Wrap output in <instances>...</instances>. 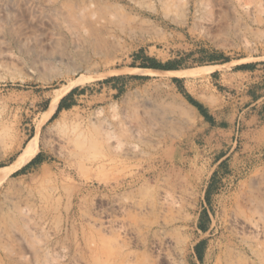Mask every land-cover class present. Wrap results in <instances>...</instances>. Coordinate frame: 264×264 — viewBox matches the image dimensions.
<instances>
[{
    "label": "rangeland",
    "instance_id": "374dc122",
    "mask_svg": "<svg viewBox=\"0 0 264 264\" xmlns=\"http://www.w3.org/2000/svg\"><path fill=\"white\" fill-rule=\"evenodd\" d=\"M11 7L0 264H220L229 236L242 237L236 264H264V0ZM146 58L170 67H140ZM55 94L65 106L44 120ZM35 135V155L7 172Z\"/></svg>",
    "mask_w": 264,
    "mask_h": 264
},
{
    "label": "bare ground",
    "instance_id": "6f19581e",
    "mask_svg": "<svg viewBox=\"0 0 264 264\" xmlns=\"http://www.w3.org/2000/svg\"><path fill=\"white\" fill-rule=\"evenodd\" d=\"M15 2V0H0V13H2L4 16H1L7 20L11 19V9H13L11 6L13 5V3ZM12 4V5H11ZM11 5V6H9ZM61 8V7H60ZM15 9V8H14ZM51 10L53 11V9L51 8ZM60 11V9H59ZM58 10H56L54 13L61 15V13H59ZM62 12V11H61ZM72 12V11H71ZM63 13V12H62ZM78 14V13H77ZM76 12H72L69 13V15L72 17H77ZM68 15V16H69ZM67 17V16H66ZM85 21V20H84ZM85 23V22H84ZM1 25V24H0ZM70 25V24H69ZM90 35H92L90 33ZM97 40V39H96ZM96 43V42H95ZM213 67V66H212ZM211 67H195V68H190V69H184V70H179V71H174V74L177 75H181V76H185V77H193V78H197V77H203L204 74L207 72L208 69H210ZM77 80V79H76ZM63 96V94H55L53 96V98H51L50 102H49V106L48 109L44 115V120H48L49 118H51V116L54 114V112L57 109L58 103L60 98ZM143 104L150 105V103L148 101L143 102ZM39 127V125H38ZM37 150V145H36V135L32 138H30L25 145L23 146L21 152L17 155L16 159L14 160V163L7 169V172H10L13 168H16L18 166H21L22 164H24L26 161L30 160L36 153ZM260 192V191H259ZM251 193V192H250ZM260 194V193H259ZM254 195V194H253ZM261 197L263 199V203H264V190L261 192ZM258 196V195H257ZM260 197V196H259ZM260 197V198H261ZM258 199V198H257ZM260 200V199H259ZM260 204V203H258ZM262 204V203H261ZM260 204V205H261ZM258 205V206H260ZM228 206V205H227ZM257 206V207H258ZM264 207V206H263ZM250 208V206H249ZM261 209V207H259ZM244 207L241 206L240 202H236L233 204H230L227 207L228 211H233L234 213V220L235 221H239L238 219V214L241 213L243 211ZM254 209H256L254 207ZM242 214V213H241ZM245 214V213H244ZM249 218V217H248ZM253 220V219H252ZM245 223V222H243ZM260 227V226H259ZM244 228V227H243ZM249 228L253 231H257V226L256 225H249ZM240 240H242V237L239 238ZM237 241L235 239V237H226L224 245H223V250L225 253L224 255V261H222L220 264H236L234 257L235 255H241V253L243 251H245V249L243 248V246L241 245V242ZM220 253V252H219ZM222 254V253H220ZM244 258V257H243ZM218 260V258H217ZM221 260V259H220ZM219 263V261H217Z\"/></svg>",
    "mask_w": 264,
    "mask_h": 264
},
{
    "label": "trees",
    "instance_id": "16d2710c",
    "mask_svg": "<svg viewBox=\"0 0 264 264\" xmlns=\"http://www.w3.org/2000/svg\"><path fill=\"white\" fill-rule=\"evenodd\" d=\"M209 57H211V56H208V59H210ZM146 59H148V61H150V62H149V63H141V64H139L140 67H151V68L170 67V66H165V65H162V64H160V63H158V62H155L153 59H150V58H146ZM238 67H239V68H249V67H252V64H244V65H241V66H238ZM105 81H107V80H105ZM174 81L177 82L178 80H177V79H174ZM73 91H74V89L71 90V91L69 92V94H71ZM184 95L186 96V98L188 99V101H189L192 105H194V106L199 110V112H200L202 115L205 116V112H204V110H203L201 104H199V103H197L196 101H194V100H193L188 94H184ZM63 106H65V104H63V98H62V99L60 100L58 106H57L56 112H58ZM56 112H55V113H56ZM55 113H54V114H55ZM206 118H207V116H206ZM208 119H209V118H208ZM199 225H200V228H201L202 230H205V229H206V226H204L203 224H199ZM198 255H199V253H198Z\"/></svg>",
    "mask_w": 264,
    "mask_h": 264
}]
</instances>
